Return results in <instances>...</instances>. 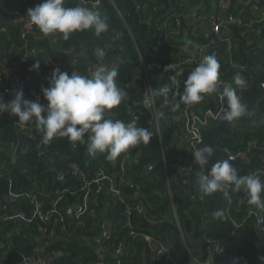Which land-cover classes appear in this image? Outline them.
Masks as SVG:
<instances>
[{
    "label": "trees",
    "instance_id": "obj_1",
    "mask_svg": "<svg viewBox=\"0 0 264 264\" xmlns=\"http://www.w3.org/2000/svg\"><path fill=\"white\" fill-rule=\"evenodd\" d=\"M95 1L100 2L99 7H95L93 2L84 5L80 0H65L64 7L83 5L98 12L109 24L108 31L100 36L95 34L94 28L82 32L74 31L67 39L63 36L54 43L56 51L59 54L65 51L95 54L98 62L103 65H112L118 60H123V63L117 66V84L119 87L126 86L125 98L128 97L129 101L124 102V98L118 106L110 110V116L107 118L122 120L125 123L133 121L127 113V107L131 105L138 111V119L134 120L137 126L147 128L150 132L153 114L142 104L147 92V78L154 92L160 93L161 87L169 85L171 91L168 97L165 98L160 93L156 99L162 125L161 135H153L150 143L135 145L114 161H110L106 159L107 153L94 157L87 153V135L84 143L73 144L69 143L67 138L57 137L45 144L42 142V130L36 124L37 129L33 135L22 140L21 127L26 124L20 123L17 116L8 112L0 113V207L5 204L20 206L30 211L31 207L25 201L7 202L10 191L22 194L37 184L45 186L48 191L56 188L73 190L78 184L72 176L66 178L63 185L57 181L58 175L67 173L72 163H77L91 174L101 165L112 166V169H115L127 156L134 160L129 174L132 181L139 184L137 190L140 192L141 203L139 205L138 201L131 200L129 204L134 208L144 209L142 216L134 212L130 221L137 233L150 235L153 241L147 243L141 237L134 239L129 228L124 227V223L128 222V218L123 215L124 207L114 205L112 197L103 193L99 195L96 203L90 205V217L84 220L79 229L73 231L71 225L65 230L62 225H58L57 236L42 253H37L42 244V229H51L53 223L45 226L41 220H36L31 225L16 229L13 224L0 220V242L6 247L0 251V264H20L25 257L34 258L37 254L41 261L53 259L52 264H168L159 263L154 258L155 242L161 240L172 242L175 247L174 257L188 264L190 252L186 239L184 240L185 235L194 240L209 238L215 243H220L223 250L215 255L218 262L225 260L226 264H264L262 259L264 234H258L253 222L248 220L249 205L241 202L243 191L226 189L225 193L203 194L201 202L191 203L186 195L188 192L192 195L200 194L196 183L198 177L189 178L188 190L172 186L175 195L174 207L179 215L178 224L171 217L173 205L166 196L169 186L163 171V152L170 173H177L180 167L195 165L193 157L177 148L179 133L183 134L182 123L179 118L180 108L176 110L172 108L175 99L183 94L184 82L191 72L183 70L185 61L199 58L202 55V47L206 45L202 33L195 34L191 29L193 22L189 16L192 11L197 10L204 21L208 22L214 14L220 12L221 0H137L142 5L140 12L130 0ZM224 1L228 4L229 14L246 16V12L241 13L246 9L244 0ZM260 1L264 4V0ZM43 2L44 0H12L11 7L27 15L29 8ZM179 15H182L183 19L181 25L177 27L173 25V17ZM165 24L168 26L167 32L179 31L178 36L166 43L161 40L163 34L158 32ZM203 25L207 27L206 24ZM263 27L264 21L255 26L256 34L260 32L258 40L262 44L258 43L254 47H246L247 41L244 36L248 30L246 27L232 28L234 47L232 53L228 55L235 57L241 66L246 67V71L231 68L226 57L217 59L220 64L218 80L225 75L234 80L235 76L240 74L245 81L254 83V88L245 92L241 101L246 108L248 98L257 91L260 83L264 82ZM42 37L44 34L36 27L35 36L29 37L28 42L30 44ZM26 48V43L21 39V28L14 25L11 20L4 21L0 31V96L5 103L14 99L15 92L22 89L24 99L35 101L39 98L43 104L41 88L49 86L53 72L52 69L51 75H48L44 62L51 57L41 49H36L38 53L32 55L31 51L26 52ZM220 51H225L223 45ZM248 61L251 64H248ZM35 63H40L39 70H30ZM169 64L173 67L165 71ZM55 68L69 75L76 71L77 74L85 76H90L95 70L84 59H76L65 65H55ZM5 71L10 72L13 78L6 80ZM169 74L174 76L178 84H171ZM211 97L212 94H204L203 100L209 99L199 107L203 109L214 107ZM256 108L259 115L264 117V99L256 104ZM38 141L42 142L41 148L38 147ZM252 143H255L257 148L264 147V121L258 125L246 123L239 127H231V135L218 141V146L232 155L249 151V160L242 161L236 166L238 175H249L261 166L264 154L255 152ZM11 144L16 145L17 149L15 150ZM132 195L131 191H125V198ZM67 199L57 209L66 225H70L71 214L66 211ZM216 210L223 211L222 218L217 219L213 216ZM48 212L46 206L44 213ZM107 222L112 224V228L109 235L103 237L101 227ZM6 233H11L9 239L5 238ZM98 240L101 241L104 256L99 253L96 245ZM119 244L128 249L120 255H115L114 250ZM207 255L205 253L197 260L205 262ZM195 256L197 257L196 254Z\"/></svg>",
    "mask_w": 264,
    "mask_h": 264
},
{
    "label": "built area",
    "instance_id": "obj_2",
    "mask_svg": "<svg viewBox=\"0 0 264 264\" xmlns=\"http://www.w3.org/2000/svg\"><path fill=\"white\" fill-rule=\"evenodd\" d=\"M12 0H0V16H5L10 18L12 23L21 28V39L26 43V47L29 45L28 38L31 36H35L36 27L31 24L28 20L27 15L22 13L20 10L11 7ZM245 2H249L246 4V9L242 10L241 13H247L246 16H234L227 12L228 4L226 1L221 0L219 5V13H216L215 16L208 20V22L204 21L199 11L194 10L191 12L189 19H192V30L195 34L202 33L206 45L202 47V51L206 50V55H215L217 59L228 58L230 67H236L240 71H246L245 66H241L239 61L231 54L234 47V40L232 37V28L234 26L237 27H246L248 30L246 31L249 35H255V26L257 24H261L264 21V4L261 3L260 0H244ZM130 2L136 5V10L140 12L142 10V5L137 2V0H130ZM95 7L100 6L99 1L93 2ZM182 15L173 17V25L180 26L182 22ZM202 24H206L207 27L202 26ZM205 25V26H206ZM202 26V27H201ZM168 26L162 25L158 32L162 33L161 40L163 42H169L172 38L179 35V31L177 32H167L166 28ZM223 45L225 51L221 52L220 47ZM252 47L253 45L250 44ZM32 55L38 53L36 49L30 50ZM73 51H65L63 53L64 56H70ZM221 57V58H220ZM200 58L189 59L185 61V68L183 70L192 71L196 67V65L200 62ZM76 59H73L74 61ZM54 62L52 58H47L44 62V67L47 68L48 75H51L52 69H54ZM173 67V66H172ZM91 72V68H89ZM4 78L9 80L13 78L10 72H4ZM169 79L172 81L174 76L169 74ZM17 80V79H13ZM19 83V82H18ZM28 84V81L26 82ZM218 84L220 87L231 86L236 89L237 94L239 95L241 101L243 100L244 93L252 90L254 88V83L251 81H246V86L243 90H241L237 85H235L234 80H231L227 75L223 76L221 80H218ZM126 86H121L124 90ZM42 98H43V93ZM159 92H154L151 87L150 80L147 78V92L145 93L144 99L142 100V104L146 105L153 114V122H151V132L153 135L160 136L162 132V125L159 119V110L156 107V99L159 97ZM209 99V98H208ZM201 100L199 103L194 105H185L180 101V98H176L172 108L176 110L179 109V118L182 123L181 132L179 133L180 137L177 143V148L179 151L187 152L191 157L192 153L197 150L198 147H201L204 143V138L201 133V130H209L214 126H217L220 122L221 115L223 114L225 108V103L223 101V96L219 93H213L211 100L214 101V107L212 108H200L204 101ZM129 98H125L124 102H128ZM43 104H47V101L43 98ZM177 105H179L177 107ZM128 115L133 118V120L138 119V111L133 108V106L128 105L127 107ZM246 114V113H245ZM37 129L36 123L26 124V126L21 127V132L23 134L32 133ZM224 136L222 138H225ZM221 138V139H222ZM220 140V139H219ZM218 140V141H219ZM254 151L259 154H264V147L257 148L255 143ZM11 146L16 150L17 146L11 144ZM38 147H42V142L38 141ZM216 150L225 153L231 157L237 158L240 156H248L245 162L249 160V151H244L238 155H232L229 151H226L218 146V142L216 144ZM163 171L166 176V182L169 186V190L167 193V197L172 203L171 209V217L178 224V212L174 207L175 203V195L172 191V186L189 189V178L190 177H198L202 173V169L199 168L198 165H193L191 167H180L177 173H170L168 171V167L166 164L164 152H163ZM242 162V161H241ZM239 162L238 165L241 163ZM134 160L125 156L120 164L112 169V166H99L93 173H89L85 169H83L77 163H72L67 173L59 174L57 177V181L63 185L66 183V178L72 176L77 180L78 187L76 189L70 188H56L53 191H48L45 186H41L37 184L33 189L28 190L22 194L15 193L10 191L7 202H23L25 201L31 207L30 211H27L20 206H8L3 204L0 207V220L2 222L11 223L14 225L16 229L24 226L31 225L36 220H41L44 225H50L53 223L51 229L43 230V239L40 248L37 250V253L43 252V250L52 242V240L57 236L56 228L58 225H62V228L66 230L67 227H73V231L79 229L85 219L90 217V205L92 203H96L98 201V197L100 194H107L112 197L114 200V205H121L124 207L123 215L128 218L127 224L124 223L125 228H129L131 236L136 239L138 237L143 238V240L147 243H152L153 237L147 234H139L135 231L134 226L132 225L130 219L133 217L134 212L137 215L142 216L144 214V209L142 207L134 208L129 202L131 200H135L137 204H141L139 202L140 192L137 190L138 183H134L130 177L129 170L132 167ZM208 170L204 169V173L207 174ZM251 174L257 175L261 180L264 179V155L261 158V166L253 171ZM231 188H228L229 190ZM125 191H131L133 193L132 196H128L125 198ZM67 197H69L67 199ZM186 197L191 203L201 202L203 200V193L200 194H190L187 193ZM67 199V206L69 207L71 214L70 225H66L64 220L61 217V214L58 213V207L62 202ZM241 202L244 205H249L247 203V196L244 195L241 198ZM48 206V213H44L45 207ZM248 220L253 222L255 231L258 234H264V208H257L255 206H248L247 209ZM102 225V236L105 237L109 235V225ZM112 226H110L111 228ZM45 230V231H44ZM11 233H6L5 238L9 239ZM185 240V237H184ZM202 250L203 253H207L206 261L197 260L193 251L189 248V256L190 261L188 264H226L225 260L218 262L216 260L215 255L220 254L222 252V245L220 243H215L209 238H202ZM96 245H98L99 253L104 256V250L101 247V241L98 240ZM6 249L3 242H0V251ZM128 247H125L122 244L116 246L114 250L115 255H120L124 250H127ZM174 244L168 240L156 241L154 246V258L157 262L163 263L166 262L168 264H184L178 259L174 257ZM58 256L61 254H57ZM36 258V259H35ZM38 258V260H37ZM53 259L47 261H41L39 255L37 254L34 258L25 257L20 264H34L35 262H40L41 264H52ZM45 262V263H43Z\"/></svg>",
    "mask_w": 264,
    "mask_h": 264
},
{
    "label": "clouds",
    "instance_id": "obj_3",
    "mask_svg": "<svg viewBox=\"0 0 264 264\" xmlns=\"http://www.w3.org/2000/svg\"><path fill=\"white\" fill-rule=\"evenodd\" d=\"M65 0H44L43 3L29 8L27 18L38 27L45 36L60 33L67 39L74 31L95 29L100 36L107 32L109 24L100 14L83 5L64 7ZM40 63H35L30 70H39ZM172 68L169 64L165 71ZM220 64L215 55H205L192 70L184 82L180 101L185 105H194L204 99V94L220 91L218 84ZM118 68L109 65H97L90 76L79 75L74 71L71 75L53 69L49 86L42 87L43 98L47 104L24 99L23 90L15 92L14 99L5 103L0 96V113L8 112L17 116L23 124L36 123L42 130V142L47 144L53 138H67L69 143H84L87 135V153L90 156L107 153L106 159L114 161L122 153L140 143H150L153 133L147 128L138 127L136 121L125 123L122 120L107 118L110 110L118 106L126 96V92L117 84ZM234 83L241 90L246 86L244 78L237 74ZM172 85L178 84L173 79ZM167 98L171 91L169 85L159 89ZM221 95L226 99V109L221 120L231 122L246 113V105L241 102L236 89L223 87ZM179 105H177L178 107ZM194 163L202 169L197 178L200 192L212 195L231 188L243 191L247 203L257 208H264V182L254 174L238 175L233 158H221L211 164L207 174L204 169L212 161L214 149L204 145L192 153ZM224 215L222 210L213 212L217 219ZM264 259V258H262Z\"/></svg>",
    "mask_w": 264,
    "mask_h": 264
},
{
    "label": "water",
    "instance_id": "obj_4",
    "mask_svg": "<svg viewBox=\"0 0 264 264\" xmlns=\"http://www.w3.org/2000/svg\"><path fill=\"white\" fill-rule=\"evenodd\" d=\"M8 20H10V18L5 17V16H0V31L2 30V23L4 21H8ZM206 54H207V51L203 50L200 61ZM79 58L80 59H86L87 56L84 52H81L80 54H77V55L75 54V55L70 56L71 61L73 59H79ZM122 63H123V60H120L119 62H116V66H119ZM96 67H97V65H95L94 68L96 69ZM222 91H223V87H221L220 91H217L214 93L221 94ZM210 94H213V93H210ZM263 99H264V82H261L257 88V91L252 96H250L248 98V101H247L248 113L247 114H244L241 118H238V119L231 121V122H224L220 119V122L217 126H214L211 129L206 130V131L201 130V133H202L203 138H204V143L201 147H203L204 145H207V146L213 147V149H214V156L212 158V161L209 163V165H207L205 167V170H209L211 167V164L215 163L219 159L227 158V156L231 157L225 153H221V152L216 150V144H217L218 140L224 136L228 137L231 135V125L246 124V123L259 124L261 121L264 120L263 117L259 116V112L256 108V104ZM223 101L225 103V108H226V106H227L226 105V99L224 97H223ZM231 158H233V160H234L233 164L235 166H238V163L246 160L248 158V156H240L237 158L231 157ZM51 164L52 163L50 162V166H51ZM110 226L111 225H109V229H110ZM43 263H45V262H43Z\"/></svg>",
    "mask_w": 264,
    "mask_h": 264
},
{
    "label": "crops",
    "instance_id": "obj_5",
    "mask_svg": "<svg viewBox=\"0 0 264 264\" xmlns=\"http://www.w3.org/2000/svg\"><path fill=\"white\" fill-rule=\"evenodd\" d=\"M80 2L83 3L84 5H88L91 2H95V0H80ZM248 3L249 2H246V4H248ZM214 16H215V14L213 15V17ZM263 29H264V27H263ZM261 30L262 29H260V31ZM259 35H260V32H259V34L257 33L256 35H253V36L252 35H249V34H247L245 32L244 33V36H245V39L247 41L246 47H251L250 44L253 45V47H254L258 43H260V40H258L259 39ZM62 37H63V34H60V33L51 34V35H48V36H45L44 35V37H42L40 40H36V41L30 42V44L26 48V52H28V51L30 52L31 49H41V50L45 51V53H47L52 58V60H53V62H54L55 65H61V64H64L65 65V64H68V63L71 62L70 56H72V55H70V56H64L61 53L59 54L56 51V46L54 44L57 40H59V39L61 40ZM260 44H262V43H260ZM80 53L81 52H79V53L72 52L73 55H75V54L77 55V54H80ZM84 53L87 56V58L84 59V60L88 61L90 63V65H92L93 68L95 67V65H103V64H101V63L98 62L97 56L95 54H89V53H86V52H84ZM1 61L3 63L5 62L3 59H1ZM119 61L120 60H118L116 62H119ZM250 61H248V64H251ZM116 62H114L112 65H109V66H115V67H117L116 66ZM263 121H261L259 124H261ZM250 124H252V123H250ZM253 125H258V124H253ZM29 135H33V134H31V133L23 134V136H22L21 139L24 140V138L26 136H29ZM66 211L68 213L70 211V209H69L68 206H67ZM109 225L112 226L111 223ZM111 228L109 230H111ZM187 245L193 251V253L197 255V257L195 256L196 259H201L202 258V256H203L204 253H203V250H202L201 239H195L194 240L192 238ZM37 260H38V258H37Z\"/></svg>",
    "mask_w": 264,
    "mask_h": 264
},
{
    "label": "rangeland",
    "instance_id": "obj_6",
    "mask_svg": "<svg viewBox=\"0 0 264 264\" xmlns=\"http://www.w3.org/2000/svg\"><path fill=\"white\" fill-rule=\"evenodd\" d=\"M241 124H235V125H231V127H239ZM185 239H186V244L189 243V241L192 239V237L185 235Z\"/></svg>",
    "mask_w": 264,
    "mask_h": 264
}]
</instances>
